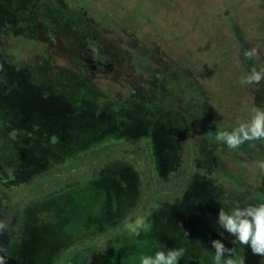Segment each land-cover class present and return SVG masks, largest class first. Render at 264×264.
Listing matches in <instances>:
<instances>
[{"label": "trees", "instance_id": "obj_1", "mask_svg": "<svg viewBox=\"0 0 264 264\" xmlns=\"http://www.w3.org/2000/svg\"><path fill=\"white\" fill-rule=\"evenodd\" d=\"M25 1L0 0L4 264H140L179 248V264H213L216 239L264 264L218 224L221 208L264 203V141L214 140L264 110V81L240 83L264 69V0ZM92 191L102 210L65 241L57 202ZM138 216L151 230L136 236Z\"/></svg>", "mask_w": 264, "mask_h": 264}, {"label": "clouds", "instance_id": "obj_2", "mask_svg": "<svg viewBox=\"0 0 264 264\" xmlns=\"http://www.w3.org/2000/svg\"><path fill=\"white\" fill-rule=\"evenodd\" d=\"M258 48L252 47L245 50L243 55L251 60L258 55ZM264 81V69H251L249 74L240 79L242 85H259ZM210 137L212 133L208 134ZM216 142L227 145L232 150H237L246 142L264 141V110L255 109L251 119L239 125L231 132L221 131L214 135ZM257 166L264 171V160L257 161ZM219 226L232 235L233 245L250 246L254 255L264 257V203L247 204L240 206L237 204L231 212H226L223 208L219 211ZM2 227V225H0ZM129 233L139 236L141 231H150L151 223L146 216H138L128 225ZM185 235L188 233L184 231ZM223 235V233H220ZM212 247L215 249L213 264H245L243 258L236 255V248H228L219 240H213ZM185 249H169L166 252L157 251L155 255H142L140 264H179ZM227 256V258H225ZM0 264H4V257L0 256Z\"/></svg>", "mask_w": 264, "mask_h": 264}, {"label": "rangeland", "instance_id": "obj_3", "mask_svg": "<svg viewBox=\"0 0 264 264\" xmlns=\"http://www.w3.org/2000/svg\"><path fill=\"white\" fill-rule=\"evenodd\" d=\"M19 1L21 2V4H18V5L24 4L25 6V4L27 3L25 0H19ZM36 3H38V0H36ZM4 8L6 11L7 10L6 5ZM121 12L122 10H120V13ZM120 13L118 11L117 14H120ZM120 15H124V12H122ZM69 92H70V89H69ZM16 96L19 97V95H16ZM1 107L2 106H0V108ZM76 196L77 197L68 195L69 199L67 198L65 200H62L60 203L59 201L57 202V204H59L60 206L62 204L64 207H69L68 209L70 211V212L69 211L66 212V209L64 210L59 209V211L55 212V218L57 219V222H58L57 228H60V230L63 233H65L68 237L65 241H69L71 238L75 237V235L79 233L78 231L86 229L87 226H89V225H86V223L89 224V221L93 219L92 213L96 211H101L104 206V197L102 194H98V193L95 194V192L92 191L91 193L87 194L88 197L82 194H78V195L76 194ZM71 213H74L75 216L77 215L80 216L84 214V217L81 216V219L79 222H77V224L68 226L66 224V220L72 218ZM27 264H32V263L27 262Z\"/></svg>", "mask_w": 264, "mask_h": 264}]
</instances>
